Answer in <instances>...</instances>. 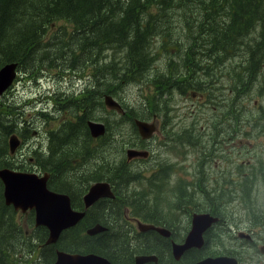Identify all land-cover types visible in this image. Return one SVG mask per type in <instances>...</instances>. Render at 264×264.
Masks as SVG:
<instances>
[{
	"label": "flooded vegetation",
	"instance_id": "af4514ba",
	"mask_svg": "<svg viewBox=\"0 0 264 264\" xmlns=\"http://www.w3.org/2000/svg\"><path fill=\"white\" fill-rule=\"evenodd\" d=\"M187 19L172 20L184 24L176 36L165 31L158 38L152 31L151 43L146 45L148 50L124 62L118 56L123 47L121 40L115 43L116 55L98 67L93 41L90 54H82L77 64L78 74L74 73L75 77L66 85L57 84L64 69L48 68L50 83L59 86L48 92L54 110L61 98L72 100L90 92V101L82 111L89 109L110 132L94 138L87 121L83 131L77 127L72 138L59 130L62 123L66 126L77 123L79 118L75 114L67 112L69 118L59 117L57 121L50 118L45 131L46 144L39 147L50 154L55 135L69 136L67 142H54L63 150L47 158L64 169L56 176L48 171L51 165L39 172L42 175L34 172L39 176L47 174L48 188L67 196L72 211L84 214L77 225L64 232L82 230L87 234L88 229L100 224L106 231L91 237L108 234L112 241L119 228L129 244L109 254L79 255L95 254L111 264H211L210 260L220 258L222 264H264V203L259 206L251 195L253 192L246 196L242 191L264 188V151L226 145L229 140L240 144L242 140L250 141L251 129H258L243 126L248 122L241 117L242 108L247 106L242 103L240 93L238 96L234 87L226 84L227 72L220 77L218 68H206L205 55L221 44L209 36V31L205 32V23L192 19V15ZM167 22L170 21L159 19L157 23ZM156 38L159 47L151 45ZM69 55L66 53L68 61L60 64H65V68ZM237 59H241L239 53L224 60L230 64L227 70L233 62L234 69L241 66ZM115 64H121L123 71L113 76L109 69ZM205 71L210 74L205 75ZM231 79L241 81L239 76ZM17 81L18 78L14 85ZM80 90L82 93L78 94ZM106 97H112L119 110L108 108ZM134 103L139 110L132 109ZM137 121L150 125L152 130L138 127ZM50 131L53 138L48 136ZM103 144L120 153L115 166L106 164L112 157L104 155ZM129 151L140 154L130 158ZM244 156L248 158L244 160ZM99 183L108 184L114 197L100 198L87 208L85 197ZM13 211L12 228L21 234V253L11 264H55L58 253L75 254L58 249L56 244H46L49 237L46 227V242L38 240L40 227H36L34 210L22 213L13 208ZM198 216L202 217L195 220ZM196 221L199 224L195 225ZM104 222L112 229V236ZM139 223L144 226L139 228ZM194 229L201 231V238L182 250L180 247ZM48 247L56 255L50 254Z\"/></svg>",
	"mask_w": 264,
	"mask_h": 264
},
{
	"label": "trees",
	"instance_id": "16d2710c",
	"mask_svg": "<svg viewBox=\"0 0 264 264\" xmlns=\"http://www.w3.org/2000/svg\"><path fill=\"white\" fill-rule=\"evenodd\" d=\"M188 15L205 23V32L209 31V36L221 44L205 55L206 68L217 69L224 60L240 54L242 62L241 66L235 69L238 73L234 74V78H241L240 82H235L239 85L240 96H248L264 71V0H0V69L9 63H17L20 71H24L31 79L37 77L36 74L42 69L45 71L48 68H58L59 58L67 59L64 55L69 53V65L62 75L78 74L77 64L82 54H90L93 41H96L100 59L105 50L118 46L115 43L122 40L123 47L118 56L121 55L119 58L124 62L148 50L146 45H150L153 28L159 19H187ZM200 28L202 29L203 25ZM256 32L257 38H250ZM66 38L69 40H65ZM122 69L121 64H115L109 72L116 76ZM98 71L101 72L100 69ZM209 74L210 71H205V75ZM226 79V84L233 86L229 73L226 74ZM260 95L264 96V87ZM89 101L90 92L72 100L65 99L64 103L59 99L56 106H60L59 110L65 114H58V118H69L66 113L73 106L82 107L78 110L79 113H75L79 121L68 126L62 123L63 127L59 133L70 134L74 138L77 127L80 128L79 131H83L87 121H100L89 109L82 111ZM242 103L246 105V102ZM256 108L260 110L257 117L254 114L241 117L247 119L246 124L257 127L264 136V107L258 102ZM39 113L46 117L43 111ZM17 115L21 113L16 114L13 105L0 100V169L24 171L22 164L15 160L17 155L10 154L8 139L18 134L20 139L28 140L32 131L20 127L21 122ZM252 120L255 122L250 124ZM48 136L53 138V131H50ZM54 138L51 156L60 149L54 142L64 143L69 140V136L60 134ZM102 146L104 155L112 157L106 164L115 166L120 153L109 150L105 144ZM34 153L39 171L51 165V170L48 171L56 176L64 169L57 161L47 159L50 154L45 149ZM53 184L52 177L49 187L52 188ZM3 189V183L0 181V262L11 264L21 253V234H16L12 228L15 212L3 201ZM242 191L246 196L252 193V189ZM104 224L109 227L106 222ZM38 232V240L45 243L47 230L39 228ZM107 232L112 236L110 227ZM116 232L111 241L108 234L91 237L82 230L66 231L55 246L75 254H109L129 245L119 228ZM65 244L69 246L66 247ZM32 249H35V246ZM49 250L50 254H55L54 249Z\"/></svg>",
	"mask_w": 264,
	"mask_h": 264
},
{
	"label": "water",
	"instance_id": "95a60500",
	"mask_svg": "<svg viewBox=\"0 0 264 264\" xmlns=\"http://www.w3.org/2000/svg\"><path fill=\"white\" fill-rule=\"evenodd\" d=\"M18 64L9 63L0 69V98L14 85L17 79ZM105 105L110 109L119 110L118 103L112 97L105 98ZM138 127H143L147 131H151L152 127L146 123L137 121ZM88 128L91 136L100 138L106 134V126L104 123L89 121ZM21 139L14 134L9 138L11 146L10 154L14 155L15 151L21 146ZM129 157H136L138 152L129 151ZM49 176H39L37 173L17 171L10 168L0 169V181L3 183V197L7 206H12L15 211L22 213L28 210H34L36 217V227L44 226L49 230V237L46 244H57L62 233L77 225L84 217L83 213L72 211L69 198L65 195L52 192L48 188ZM114 197L111 189L106 183L94 185L85 197L86 207L92 206L100 198ZM202 216H198L195 220ZM205 217V216H204ZM199 224V221L194 223ZM139 228L144 225L139 223ZM153 228V227H151ZM106 230L101 225H96L88 229L89 236H95ZM201 231H194L187 237L186 243L180 247L186 250L192 241L200 239ZM196 243V242H195ZM198 244V243H197ZM222 258L210 260L211 264H222ZM55 264H111L110 261L101 256L90 254L82 256L79 254L58 253Z\"/></svg>",
	"mask_w": 264,
	"mask_h": 264
},
{
	"label": "rangeland",
	"instance_id": "374dc122",
	"mask_svg": "<svg viewBox=\"0 0 264 264\" xmlns=\"http://www.w3.org/2000/svg\"><path fill=\"white\" fill-rule=\"evenodd\" d=\"M176 13L178 15V11ZM178 19H180V17L176 18L175 20H178ZM189 21H193V20H189ZM165 26H167L168 28H165ZM183 29H184V24L179 20V21H170L167 23H157L153 31H154V36L160 38L165 33V31H169V35L171 36H176V31L183 30ZM257 35L258 33L256 32L252 34L250 38H254L255 40L257 38ZM151 45L159 47L160 43H158V39L156 38L155 41ZM115 52H116V49L114 47H111L105 50V52L102 54L100 59H98V67L104 66L107 63H109L110 58L113 57ZM119 57H121V55H119ZM62 61H68V59L66 60L60 59L59 65H58L59 67L54 71H58L60 67L61 69H64V70L66 69L65 64L60 65ZM236 61L242 62V59H237ZM229 66H230L229 62H224L218 67V69L221 72L220 77H222L223 74L225 75L226 72L227 73L229 72L230 78H234V74L238 73V70L234 69L236 67V63L233 62L231 68L227 70ZM42 70L36 74L37 77H34V78L32 77L31 79L26 76L27 74L24 71L23 72L20 71L18 81L15 83V85L11 89H9L1 97L3 101L15 107L16 114L21 113V115H17L19 121L21 122L20 127L27 128L28 130L32 131L31 137L28 140L21 141V146L14 153V155H17V158H15V160L17 162H20V165L22 164L23 166L22 169L25 172H33V173L40 172L37 170L38 165L37 163H35L37 158L34 156L35 155L34 152L35 151L40 152V149H43V150L45 149L39 146L41 143L46 144L47 134L45 131L48 128L47 126H50L48 125L46 120L49 118H52L54 121H57L58 120L57 113L65 114L64 111L59 110L60 106H56V111H55L54 102L49 101L48 92L57 90L59 86L54 87V85L50 83L48 70L47 69L45 71H42ZM213 70H217V69H213ZM75 75L76 74L74 73H66L65 75H62L61 77L57 79V84L66 85L67 83H69L70 79L75 77ZM222 79L223 78H221V80ZM232 81H233L234 90L236 91V94L238 95L239 85H236L233 79ZM263 87H264V71L259 76V78L256 80L254 85L252 86L253 89H251L249 95L248 96L246 95L247 97L245 96L244 98L241 96L242 100L246 102V106L249 110L248 114H254L256 117L258 116V114L260 113V110L256 108V106L258 105V102L260 106L264 107V96L261 97L260 95V92L262 91ZM80 93H82L81 90L78 91V94ZM60 100L64 103L65 99L61 98ZM255 102H257V105H255ZM72 109L74 110L72 111ZM81 109L82 107L73 106L70 109H68V112L74 115L75 113H79L78 110H81ZM132 109L139 110L138 104L134 103L132 105ZM40 111H43L44 112L43 114H45L46 117H43L41 115L42 113H39ZM116 117L117 116L115 115L114 117H112V119ZM90 121L101 122L97 120H90ZM245 125L250 127L248 124H243V126ZM251 130H252L251 131L252 133L251 135H249L250 141L242 140L241 142L243 144H240V142L234 143L236 140L235 141L229 140L226 145L230 146L231 144H234L237 146V148H243L244 146H247L251 149H254L255 152L264 151V136L259 134L258 130L256 129H251ZM245 131L247 130L242 129V132H245ZM34 132L36 133L35 135L33 134ZM109 132L110 130L107 131L106 129V134H109ZM8 146L10 150L11 146L9 144V139H8ZM56 147L60 148L57 150L58 152L63 150V148L60 146H56ZM54 149L55 147L53 148V150ZM247 158H248L247 156L243 157L244 160ZM39 174L42 175V173H39ZM79 189L80 191H82L81 187H79ZM252 192L253 194L251 195L257 199L258 205L259 206L262 205L264 203V188L257 187V188H254ZM40 228H44V226H40ZM84 232L86 234V231Z\"/></svg>",
	"mask_w": 264,
	"mask_h": 264
},
{
	"label": "bare ground",
	"instance_id": "6f19581e",
	"mask_svg": "<svg viewBox=\"0 0 264 264\" xmlns=\"http://www.w3.org/2000/svg\"><path fill=\"white\" fill-rule=\"evenodd\" d=\"M182 61V60H181ZM17 64V63H16ZM19 68V67H18ZM20 69L17 70V78L19 77ZM165 100V99H164ZM56 169V168H55ZM46 241V240H45Z\"/></svg>",
	"mask_w": 264,
	"mask_h": 264
}]
</instances>
